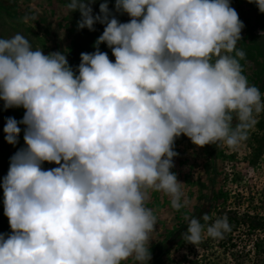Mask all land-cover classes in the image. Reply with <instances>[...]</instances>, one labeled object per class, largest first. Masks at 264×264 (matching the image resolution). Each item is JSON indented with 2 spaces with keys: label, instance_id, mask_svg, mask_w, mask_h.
<instances>
[{
  "label": "clouds",
  "instance_id": "clouds-1",
  "mask_svg": "<svg viewBox=\"0 0 264 264\" xmlns=\"http://www.w3.org/2000/svg\"><path fill=\"white\" fill-rule=\"evenodd\" d=\"M93 2L66 5L79 11L78 29L105 25L75 69L65 52L44 54L22 34L0 38V100L24 109L3 128L15 145L23 125L24 146L0 182L11 229L0 233V264H149L157 218L148 193L187 204L170 171L175 139L234 149L264 112L243 74L244 24L230 0H115L127 22L107 0L94 14ZM249 2L264 13V0ZM201 219L188 221L184 241L230 230L226 217Z\"/></svg>",
  "mask_w": 264,
  "mask_h": 264
},
{
  "label": "rangeland",
  "instance_id": "rangeland-1",
  "mask_svg": "<svg viewBox=\"0 0 264 264\" xmlns=\"http://www.w3.org/2000/svg\"><path fill=\"white\" fill-rule=\"evenodd\" d=\"M114 4L111 3L110 7ZM230 6L236 10L244 24L241 40L236 45L245 53V57L240 60L243 74L250 85H255L260 90L264 99V35H260L264 31V13L249 0H230ZM115 16L120 22H127L130 19L126 13H117ZM108 51L109 59L114 61L111 49ZM257 121L249 131L248 138L234 149L213 144L199 147L183 134L175 139L174 150L178 155L173 157L174 167L170 171L176 173L178 181L183 182L182 203L186 200L187 204L177 210L171 206L167 194L156 191L148 193L146 206L157 218L156 229L151 233L149 264H264L262 260L264 254L258 260L259 258L255 256L256 249L251 243L256 240V234L251 238L246 236V233L239 238L238 234L235 235L239 244L238 251L236 248L224 250L219 244V238L210 240L211 237L206 235L197 246L188 243L182 236L186 229L180 233L173 245L169 246L168 243L174 231L180 224L191 219L192 215V218H202L196 211V206L208 202L209 198L215 197L220 190L229 194L228 202L232 206L237 194H242L240 197L244 198L243 196L249 192L246 187L264 185V153L259 164L253 165L250 161L252 148L256 144L254 140L260 135L264 136V112L257 116ZM216 172L219 175H216ZM225 175L226 180L223 179ZM246 203L248 204V201L244 202L242 208H246ZM214 218L215 215H212L209 224L215 221ZM257 236L264 237V232ZM205 240L209 242L208 245ZM202 242H205V245ZM153 246L157 248L152 249ZM246 252L250 255L248 256ZM122 264H134V261L130 257Z\"/></svg>",
  "mask_w": 264,
  "mask_h": 264
},
{
  "label": "crops",
  "instance_id": "crops-1",
  "mask_svg": "<svg viewBox=\"0 0 264 264\" xmlns=\"http://www.w3.org/2000/svg\"><path fill=\"white\" fill-rule=\"evenodd\" d=\"M104 0H94L92 3L93 13H99V5ZM110 4L115 0H107ZM69 0H0V38H9L17 33L24 35L32 44L33 48H42L44 54L54 51L66 53L70 66L74 69L80 63L82 52H93L94 41L102 34L105 25L97 22L95 30L88 28L78 29L77 21L80 19L79 11L71 12L66 8ZM100 50L107 52L105 43L100 44ZM4 101L0 100V182L7 174L10 157L24 146L23 125L15 145L5 141L3 128L6 117H13L17 121L24 115V109L8 108L4 109ZM54 163L45 162L44 169L56 167ZM11 232L8 218L4 215L3 189L0 187V233Z\"/></svg>",
  "mask_w": 264,
  "mask_h": 264
},
{
  "label": "trees",
  "instance_id": "trees-1",
  "mask_svg": "<svg viewBox=\"0 0 264 264\" xmlns=\"http://www.w3.org/2000/svg\"><path fill=\"white\" fill-rule=\"evenodd\" d=\"M254 142L256 144L254 148H252V159L250 161L253 165H257L260 163V160H262V155L264 153V136H258ZM216 175H219V173L216 172ZM223 179L226 180L227 175H225ZM246 188H248L249 192L243 196L244 198L240 197L242 194H237V198L234 200V205L232 206L228 202L229 194L224 190H220V192L215 194V197H210L208 202L203 203L201 206H196V211L200 215L207 213L210 218L212 215H215V220L217 218H227L230 230L224 232L219 238V244L224 250L230 251L231 249L234 250L236 248L237 250L239 248L237 239L234 237L235 235L238 234L239 238L242 234L246 233L245 235L251 238L256 234V240L251 243H253V246L256 249V258H259L258 260H260L262 257L261 255L264 254V237H258L257 235L264 232V185L261 187L249 186ZM256 199H259V201ZM245 201H248V204L246 203V208H242ZM192 217L193 215L190 218ZM189 220L190 219H188V221ZM188 221L180 224L178 229L174 231L168 242L169 246L173 245L180 233L185 231ZM201 223L205 224L203 220ZM207 224H209V222H207ZM212 239L213 238L211 237L210 240ZM205 242L208 245L209 242L207 240H205ZM205 242L202 243L205 245ZM156 248L157 247L153 246L152 249ZM246 253L248 256L250 255L248 252ZM262 260L264 263V258Z\"/></svg>",
  "mask_w": 264,
  "mask_h": 264
}]
</instances>
